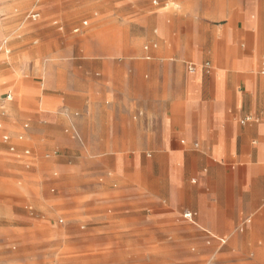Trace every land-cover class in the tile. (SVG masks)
<instances>
[{
	"label": "crops",
	"instance_id": "1",
	"mask_svg": "<svg viewBox=\"0 0 264 264\" xmlns=\"http://www.w3.org/2000/svg\"><path fill=\"white\" fill-rule=\"evenodd\" d=\"M82 1L0 57V178L85 200L138 264H264V0Z\"/></svg>",
	"mask_w": 264,
	"mask_h": 264
},
{
	"label": "rangeland",
	"instance_id": "2",
	"mask_svg": "<svg viewBox=\"0 0 264 264\" xmlns=\"http://www.w3.org/2000/svg\"><path fill=\"white\" fill-rule=\"evenodd\" d=\"M78 1L0 0V57L4 59L5 53L12 51L9 42L15 33H37L44 13L61 12L65 6ZM35 13L40 14V20L33 23L29 15ZM55 20L58 19L52 21ZM86 28L75 26L73 31H78H72L73 35L82 36ZM45 156V159L49 158L48 154ZM6 195L19 196L22 200L16 208L30 213L26 218L14 217L13 227L5 230L9 237L8 249L14 254L15 264H138L127 255L131 254V250L110 249L105 244L107 238L102 231L103 222L87 215L85 200L72 202L61 195L57 186L46 185L43 193L35 189L36 201L28 202L31 197L24 184L0 178V197ZM76 203L78 207H74ZM188 252L195 253L192 250ZM173 253L182 255V251ZM140 264L182 263L144 260Z\"/></svg>",
	"mask_w": 264,
	"mask_h": 264
},
{
	"label": "built area",
	"instance_id": "3",
	"mask_svg": "<svg viewBox=\"0 0 264 264\" xmlns=\"http://www.w3.org/2000/svg\"><path fill=\"white\" fill-rule=\"evenodd\" d=\"M29 17H30V19H37L38 18V14H30L29 15ZM190 70H193L192 68L190 69ZM7 99L9 100V99H11V97L10 96H7ZM26 154H28V153H26ZM186 216H189V215H186Z\"/></svg>",
	"mask_w": 264,
	"mask_h": 264
}]
</instances>
